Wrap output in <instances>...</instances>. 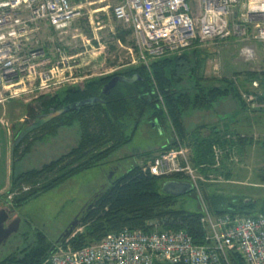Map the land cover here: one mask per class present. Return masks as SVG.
Segmentation results:
<instances>
[{"label":"built area","instance_id":"1","mask_svg":"<svg viewBox=\"0 0 264 264\" xmlns=\"http://www.w3.org/2000/svg\"><path fill=\"white\" fill-rule=\"evenodd\" d=\"M95 3L106 4L88 8ZM101 13L105 19H100ZM84 16L89 22L78 20ZM110 20L131 31L133 64L148 67L153 60L193 47L213 50L218 57L229 39L243 44L247 58L257 52L264 58V0H0V112L15 97L62 86L65 63L77 57L67 56L68 44L62 39L72 32L71 39L81 35L82 24L95 39L96 31ZM0 123L9 130L2 119ZM227 152L232 149L213 147L214 167ZM143 172L161 178L181 175L199 194L184 145L161 151L146 162ZM200 206L201 245L181 230L124 228L73 249L69 240L81 230L77 228L40 264H231V253L239 254L245 264H264V214L232 217L213 214L204 203Z\"/></svg>","mask_w":264,"mask_h":264},{"label":"trees","instance_id":"2","mask_svg":"<svg viewBox=\"0 0 264 264\" xmlns=\"http://www.w3.org/2000/svg\"><path fill=\"white\" fill-rule=\"evenodd\" d=\"M128 36H131V31L120 26L113 35L115 40L119 39L121 42ZM132 45L134 47L133 40ZM204 54L205 50L193 47L180 54L153 60L148 67L137 64L119 69L87 80L82 86L64 88L53 96L43 97L39 102L40 115L37 120L74 102L95 98L96 103L51 120L28 134L17 145L14 140L11 148L10 187L4 195V201L14 210L20 209L29 201L59 187L74 176L102 166L112 153L131 142L142 121L156 124L166 122L173 139L165 149L177 147L178 144L188 147L191 152L190 162L194 167L212 163L214 145L223 149H233L235 146L237 150H243L247 139L240 138L237 132H230L226 128L218 130L217 126L207 125H196L189 129L191 127L184 121V116L190 112L211 111L224 100L245 107L235 78L207 79L204 76L203 67L207 58ZM134 75L140 80L131 84L121 82L107 95L101 93L103 86L112 77L130 78ZM245 76L251 77L250 81L259 80V83H264V77L260 74L246 73ZM249 80L246 78L247 82ZM245 93L250 94L248 90H245ZM256 99L264 101V94ZM28 113L32 117L33 112ZM75 124L78 126V142L75 147L38 169L14 174L15 163L30 151L36 140L44 135H55L59 129ZM25 127L22 125L15 138ZM203 129H208L206 135H202ZM261 146L264 150V141ZM143 167L144 164L135 165L119 177L112 176L96 193L91 200L92 207L84 213L79 224L71 231L78 227L83 228L81 233L69 240L73 249L96 243L106 234L124 228L149 232L155 228L147 226L146 223L153 221L158 222V231L181 230L192 238L194 244H203L204 231L199 222L201 212L177 207L180 197L162 193L159 182L161 177L144 173ZM213 171L221 173L220 171L224 170L219 168ZM213 171L208 169L202 172ZM168 179L187 181L180 175ZM191 193H195V190L192 189L186 195ZM204 200L208 202L207 197H204ZM212 202V205H207L216 215H259L251 214V201L240 202L237 207L231 203L222 206L218 201ZM64 238L63 235L57 244H46L39 236L37 245L5 256L0 260V264H40L57 245L64 242ZM230 262L245 264L237 253L230 254Z\"/></svg>","mask_w":264,"mask_h":264},{"label":"rangeland","instance_id":"3","mask_svg":"<svg viewBox=\"0 0 264 264\" xmlns=\"http://www.w3.org/2000/svg\"><path fill=\"white\" fill-rule=\"evenodd\" d=\"M105 4L95 3L88 8L95 9ZM107 11L111 12L109 9ZM96 16L98 15H92L93 18ZM99 16L100 19H105L103 13ZM86 17L78 20L87 23L89 19ZM119 26L122 27L114 20H110L109 25L97 30L96 38L92 39L93 35L89 28L86 30L85 25L82 24L80 27L82 32H79L81 35L71 39V35H75V32H72L67 39L64 37L62 42L68 44L70 51L67 52V56L77 55L75 59L68 60L64 65L66 70L63 77L64 84L52 85L45 90H35L15 97L0 112V120L7 123L9 129L7 130L6 125L0 123V203H2L0 208L13 209L4 201V195L10 187L11 148L16 139L15 134L22 125L28 126L39 117L41 99L53 96L64 88L82 86L87 80L112 73L111 70L137 65L132 63L136 59L132 37H125L124 42L113 37ZM242 49L243 44L229 39L222 44L218 57L213 50H205L204 55L207 58L203 74L207 79L235 78L241 94L248 96H242L245 107L224 100L211 111L190 112L184 116V121L188 127H191L189 129L196 125H207L217 126L218 130L226 128L230 132H237L240 138L247 139L244 149L239 151L233 146V153L224 154L218 167H214L213 160L211 164L203 163L198 167L191 164L195 171L199 194L195 190V193L179 196L177 207L201 212L200 203L212 205V201L215 200L222 203V206L231 203L237 207L240 202L245 203L247 200L253 203L250 208L251 214H264V181H262L264 150L261 146L264 141V101L256 99L264 94V83H259V80L250 81L249 76L246 77L249 80L247 82L245 78L246 73L260 74L264 77V58L259 52L252 58H247ZM26 86L29 87V84L26 83ZM245 90L250 94H246ZM250 98L252 100H249ZM29 111L33 112L32 117L29 116ZM201 133L206 135L208 129H203ZM172 139V132L166 122L156 124L142 121L131 142L112 153L102 166L82 172L59 187L29 201L20 209H13L14 214L20 218V225L17 233L11 236L5 245L0 246V260L23 248L37 245L39 236L46 244H57L83 207L91 202L112 176L119 177L135 165H145L148 160L165 150ZM77 142L76 124L59 129L55 135H44L32 144L30 151L20 161L15 163L14 174L40 168L75 147ZM188 150L190 160L191 152L189 148ZM219 168H223L224 171H220L221 173L213 171ZM208 169L213 172H202ZM110 174L112 176L109 178ZM166 181L169 179L160 178V186ZM183 182L189 183V180ZM204 197H207V203ZM146 225L158 230V225L155 223L147 222ZM78 228L81 230L76 234L83 230L82 227Z\"/></svg>","mask_w":264,"mask_h":264},{"label":"water","instance_id":"4","mask_svg":"<svg viewBox=\"0 0 264 264\" xmlns=\"http://www.w3.org/2000/svg\"><path fill=\"white\" fill-rule=\"evenodd\" d=\"M140 78L136 75L127 78L124 76H114L112 77L102 88L101 93L103 95H107L111 89H113L118 83L124 82V83H134L136 81H139ZM96 103L95 98L85 99L78 102H74L71 104H68L58 110L51 111L48 115L40 118L39 120L32 122L28 126H26L20 134L15 139V145H17L24 137H26L31 132L38 130L39 128L43 127L45 124L50 122L51 120L68 113L73 110H79L83 106L87 105H94ZM112 176V174L109 175V178ZM192 190V185L187 182H178L175 180H169L162 184L161 191L164 194L172 195V196H182L187 193H189ZM247 203V200L245 201ZM86 206L83 207V209ZM92 207V204L86 207V210ZM82 209V210H83ZM9 217V210L7 208H0V246L5 245L7 240L17 233L19 228V222L20 218L16 216L14 220L7 226H5L6 222L8 221ZM80 219L78 216L74 219V221L69 226L68 230L65 232L64 237H67L70 232L76 228V226L79 224Z\"/></svg>","mask_w":264,"mask_h":264},{"label":"flooded vegetation","instance_id":"5","mask_svg":"<svg viewBox=\"0 0 264 264\" xmlns=\"http://www.w3.org/2000/svg\"><path fill=\"white\" fill-rule=\"evenodd\" d=\"M1 204L2 203H0V205ZM90 204L93 205V202H90L89 204H87L86 207L89 206ZM2 206H4V205H2ZM86 207L80 212V214L78 215V218H81L84 215V213L87 212ZM2 208H5V207H2ZM7 209L9 210V217H8V221L6 222L5 226L9 225L14 220V218L16 217L13 209H9V208H7ZM19 225H20V222H19Z\"/></svg>","mask_w":264,"mask_h":264},{"label":"crops","instance_id":"6","mask_svg":"<svg viewBox=\"0 0 264 264\" xmlns=\"http://www.w3.org/2000/svg\"><path fill=\"white\" fill-rule=\"evenodd\" d=\"M86 30H88V28L86 27ZM246 77V76H245ZM9 105V104H8Z\"/></svg>","mask_w":264,"mask_h":264}]
</instances>
